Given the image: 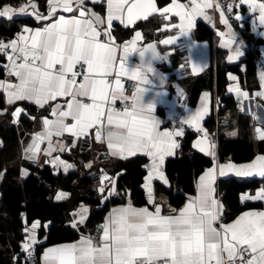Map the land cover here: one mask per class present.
I'll return each instance as SVG.
<instances>
[{
    "label": "snow or ice",
    "instance_id": "6c2138e0",
    "mask_svg": "<svg viewBox=\"0 0 264 264\" xmlns=\"http://www.w3.org/2000/svg\"><path fill=\"white\" fill-rule=\"evenodd\" d=\"M99 2L93 0V3ZM241 5L258 14L259 24L264 26V0H231L227 4L220 0H190V3L171 0L164 8H158L155 0H107L106 17L87 7L85 0H47L46 14L39 10L35 0L19 5L0 4V20L14 23L24 14L38 22L35 27L21 25L14 38L0 39V54L8 61L3 67L8 76L15 78L0 80L6 103L29 101L49 113L29 117L39 119L42 129L32 135L24 150L25 158L39 164L43 153V163L67 172L75 165L61 159L59 153L70 152L78 141L88 145L93 139L106 145L107 157L128 159L140 154L148 158V163L143 165L147 174L142 187L154 210L134 207L128 199L126 204L112 208L103 224L98 225V238L81 234L73 243L47 248L43 264H264V209L244 211L231 223L223 222L224 205L216 198L215 187L217 177L228 172L264 178V154L256 155L246 164L218 161L215 144L200 123L208 113L209 93L205 92L201 106L180 123L203 133V138L193 147L210 156L212 166L199 176L194 196H188L182 207H170L162 214V204L156 203L153 181L170 185L162 166L165 158L173 156L179 147L176 137L183 134V128L161 131V122L154 116L155 99L147 103L143 99L148 89L137 87L128 95L121 77L128 75L143 85L150 84L147 73L156 75L153 61L166 60L167 53L161 55L156 43L138 48L142 39L140 31H135L133 38L123 44L116 43L113 35V21L128 27L159 12L165 21L172 16L179 18V23L164 25L166 29L178 30L176 34L158 41L172 45L178 37L188 35L196 16L210 20L205 9L213 8L220 13V23L227 29L218 32L221 47L228 49V61H236L243 52L240 45L233 47L236 33L228 14ZM235 18L240 20L241 15L237 13ZM130 52H138L141 60L131 71L126 68ZM197 70L193 65V72ZM228 78L237 81L235 75L229 74ZM260 87L262 90L256 95L264 98V74L260 76ZM177 91L183 96L181 90ZM228 91L235 92L240 99L249 96L247 91H241L239 83L231 84ZM58 98H63L62 102ZM4 113H9L12 123H18L25 109L0 110V115ZM256 138L264 141V128H256ZM44 143L47 147L41 149ZM84 166L91 168L92 162ZM27 174V169H21V177ZM120 175L122 172L110 177L101 171L97 188L101 200L121 195L117 186ZM67 196L66 192H58L55 199L59 201ZM240 199L242 203L264 202V186L254 195L242 194ZM87 212L82 206L74 215L72 228L80 230ZM39 226L37 220L24 228L26 235L21 250L25 264L32 260Z\"/></svg>",
    "mask_w": 264,
    "mask_h": 264
},
{
    "label": "crops",
    "instance_id": "0c3cea01",
    "mask_svg": "<svg viewBox=\"0 0 264 264\" xmlns=\"http://www.w3.org/2000/svg\"><path fill=\"white\" fill-rule=\"evenodd\" d=\"M22 2H26V0H23ZM22 2H20V3H22ZM35 2L38 4L39 10L46 14L47 13V0H35ZM155 2H156V0H155ZM178 2L190 3V0H185L184 2H181V1H178ZM20 3L12 4V5H19ZM85 4L87 7L91 8L93 11L97 12L101 16L106 17V15H107V0H100L99 3H93V0H85ZM169 4H167L166 6H163L161 8L167 7ZM205 11L207 12L208 16L211 17V19L210 20L205 19L204 16H196L194 19L192 28L188 31V35L178 37L175 44H172V45L159 44L158 41L160 39L166 38L167 35H175L176 34V32L178 30L166 29L164 27V25L170 24V23H179L178 17L172 16L168 21H165L160 16L159 12H157V13H153V14L149 15L146 19L142 18V19L137 20L133 25H129L128 27H125L124 25L120 24L119 21H113V35H114V37H116V43H119V44H123L125 41L131 40L135 34V31H140V30H134V32L131 34L129 39H127L125 41H121V40H119V37H117L114 33L115 27H120L121 29L135 28V26L138 23L146 21L150 17H153V16L158 17L162 21V25L160 26V28L156 32V34H159L158 38H155V37L147 38L140 31L142 39L138 42V48L143 47V46L147 45L148 43H156L157 51L161 55H164L165 53H167V59L162 60V61L161 60L153 61V67L156 69V75L154 76L152 73H147V76H148L149 80L151 81L150 84L143 85L140 83L139 80H135L138 84V87H144V88L148 89V91H146L144 93V97H143L145 103L155 99L156 103H155V109H154V116L156 117L157 120H159L161 122L160 123V130L161 131L166 130L165 120L168 118V116L171 115L175 111V109L179 105V102L186 98V96H187L186 91L189 88V86L192 82V79H195L197 76L206 72L210 68L211 61H212L213 66L214 67L216 66V58L218 55L215 54V52L220 53L219 58H222V65L228 66V65H235V64L240 63V61L243 59L246 51H248L249 49L250 50L257 49L258 51H264V34H262V33H264V26H261L259 24V21L257 19L258 14H253L252 12H250L247 8V5H241L240 8H234L235 12L233 11L235 16L237 13H239L241 15L240 20H237L235 18V21L233 23H231L233 25L234 32L236 33V45H233V47L240 45L241 51L243 52V55L241 57H239V59L236 61H228L227 60L228 49L221 47V37L218 35V32L219 31H225L226 32L227 29L225 28V26L222 23H220V19H219L220 13L218 11H215L213 8L205 9ZM65 15H69V14L65 13ZM23 18H27V19L31 20L32 22H34L33 25H30V26L26 25V26L35 27L38 24V22L35 20V18L30 16V15L20 14L19 18H17L16 20L23 19ZM254 20H255V25L253 24ZM198 22L203 23L205 26H207L214 33L213 45H212L213 51H214V56L210 51V44L208 42H205V41L197 42L194 39V29H195V26ZM13 24H15V21L13 23V22H7L6 20H0V25H4L6 28L12 26ZM17 25H18V29H19L21 25H25V24H17ZM245 25L247 26L246 32L243 29V27ZM105 27H107V25H105ZM15 33L11 38H14ZM245 33L251 34L252 38L251 39L242 38V35H245V37H247V34H245ZM11 38H9V39H11ZM101 38L103 39V36ZM3 39L8 40L7 38H3ZM119 54L120 53H118V55ZM211 54L213 56L212 59H211ZM147 55L148 54H146V58H147ZM7 62L8 61H6L5 64H7ZM140 63H141V60H140L138 52H130L129 56H128L126 68L129 71H131L135 66L139 65ZM193 65H195L196 68L198 69L196 72H193ZM1 66H3V65L0 62V67ZM241 71L244 72V66L243 65L241 66ZM231 75H233V74H231ZM122 77H126V78L130 79L128 75H125ZM228 77H229V74H228ZM6 78L9 80L15 79L14 77L8 76L6 71H5L4 77L0 80H4ZM161 79H163L162 84H161ZM257 80H258V83L260 85L258 71H257ZM233 83H239L238 78H237L236 82L229 80V83L226 87V95L232 96L235 99V101L240 104V110H226V111L222 112L221 114H219L220 110L223 109V105L219 104V102H218V100H216V98L213 100L211 94L208 92L209 93V97H208V101H207L208 113L201 120V122H200L201 126L205 131H207L211 141L214 142L215 151L217 153V139H218V137L220 135H223L227 139L236 138L238 136L237 118H238L239 114L247 116L251 120V124H252V133H251L252 142L254 145H259L260 149H262V151H260V150L257 151L256 155L264 154V141H260L256 138V128H258V127L264 128V98H261V97L256 95V93L261 91L262 89L260 87L258 90L249 92V91L245 90L243 88V86L239 83L241 91H247L249 93L248 98L240 99L237 97V94L235 92H229L228 91L229 86ZM178 89L183 92V96L179 95V93L177 91ZM157 92H163V93H166V95L157 96L156 95ZM204 93L205 92H203L201 94L197 104L194 107H190V106L187 107V109H186L187 115L195 112L201 106V104L203 103L202 97H203ZM0 97L2 98L3 103H4L3 109L8 108L10 111H12L15 109V107H21V108L25 109V113H22L20 118L25 116L26 118H28L32 122V126L30 128L25 129V128H22L20 123H19L20 118H19L18 123H12V117L9 115V113H4L3 115H0V123L6 122V123H9L10 125L15 126V128L17 125H20V127H21V130L20 129L18 130L16 128L17 135H18L17 160L15 163L10 164L6 168V170L10 169L11 167H16L17 171H18V180L19 181L25 180L28 177V175L30 174L29 173V166H34V167H38V168H42L45 166L50 167L52 174L54 176L58 175L59 173H61L62 175L75 173L78 176V178H76V180H75V185H77V186L82 180L89 179V181H90L89 184H87L85 186H83V185L80 186V188H79L80 195L81 196H87V191L93 192L94 193L93 198L98 199L99 205L93 206V205L87 203V200H88L87 199V200L79 201V203H77L74 206L73 210L71 212L67 213L68 216H67V221H66L65 225L67 227H69L70 230H72L78 234V238L75 241L80 239L81 234L86 235L87 231L90 229L89 220L92 216L93 211L100 210L103 207H105L103 213L97 217V219H98L97 223L103 224L105 217L112 210V208L119 207L123 204H126L128 199H131L129 192H127L128 195L125 196V200L122 203L110 204L108 202V199L107 200H101V194L97 190L99 182H100L101 171L102 170L106 171L108 173V175L111 177L115 173H118V172H115V173L112 172V164L117 163V162H122V161L127 160V159H118V158H112V157H108V159H105V158L96 159L95 156L98 154V152L107 151V148H106V145H101L98 142H96L94 139L91 140L88 145H84L81 141H78L76 146L74 148H72L70 152L65 151L63 153H59V155L61 156V159L75 165L74 168L69 169L67 172H65L63 170V168L56 170L53 168V166L51 164L43 163V153H41V162L39 164L32 163L31 161L26 159L25 158V151H24L25 147L31 141L32 135L35 132L41 131V129H42V124H41L39 119L32 120L29 117L30 116L40 117L41 113H43L44 115H48L49 113L45 112L44 109L38 108V106H36L34 103H31L29 101H17L13 105H8L6 103V99H5V96H4V93L2 90H0ZM58 100H60V102H62L63 98H58ZM118 102L119 101H117V103ZM31 108L35 109V111L37 112L36 115L30 113L29 109H31ZM3 109H0V110H3ZM211 111L214 112L216 125L214 126L213 129L208 130L204 126V120L210 115ZM195 131H196V129H195ZM230 133H235V135H231ZM67 136H68V134L66 133L65 138H67ZM184 137H185V135L182 137H179L178 139L176 138V140L179 144V147H181L182 141L185 140ZM192 137H191V141H190V148H191L190 152L192 154L202 155L211 161L210 156H206L204 153H201L197 148L193 147V145L195 144V142L198 139L203 138V133H198L196 131V133H194V135ZM2 146H3V141L0 137V148H2ZM46 147H47L46 143L41 144V149H44ZM179 147L175 150V154L173 156H169V157L165 158V162L162 166L164 172H165V164H166L167 160L181 156L178 152ZM55 155H57V153H53V156H55ZM255 156L249 162H251L255 158ZM134 157H143L146 159L145 164L148 163V158L146 156L138 154L137 156H134ZM134 157H130L128 159H131ZM217 158H218V161L220 163L231 162L228 160L221 161L218 157V154H217ZM89 161L92 162V167L86 168L84 165L87 164ZM249 162H246V163H249ZM246 163H242V164H246ZM237 165H239V164H237ZM211 166H212V164H211ZM21 169H27L28 174L24 177H21ZM143 170L145 171V175H146L147 170L144 167H143ZM202 173H203V171H201L195 177L194 192H193V194H189L186 196L184 203L187 201L188 196H194L196 194L195 183ZM165 174H166V172H165ZM228 179H236L240 182H249L252 180H258L260 183V186L255 188V189L247 190V191L241 193L239 195V203L241 206L245 205V204H254L255 205V208H251V209L244 210V211H249L252 209H264V202H262V201H245L242 203L241 199H240L241 195L245 194V193L249 194V195H254L255 191L263 186L262 182L264 181V178H262L258 175H253V176H248V177L236 176L234 173L228 172L224 176H218L217 180H216V184H215L216 198L218 200H220L224 205V212H223V216H222L223 222L231 223L242 212H244V211H242V212H239L237 214L230 215L229 210L227 209V207L225 206V204L223 202L224 192L220 190L219 184L225 180H228ZM105 183L107 184V181H105ZM143 183H144V181L142 180V183L140 185V189L144 193L145 205L144 206H135V204L132 201L133 206L134 207H148L150 210H154L152 205L148 204V202H147L146 192H145L144 188L142 187ZM153 184L155 187L156 203L162 204V214H166L168 212V209L171 206H169V198L165 194V190L169 189L171 187V184L166 186V185H163L158 180H154ZM157 187L159 188L158 190H157ZM58 192H63V191H56L53 194L52 201L54 203H63V202H66L69 200L71 194L66 192V193H68V196L62 200L57 201L55 199V195ZM183 204L180 207H182ZM82 206L87 208V210H88L87 218H86L84 224L80 225V230L77 231L76 229L72 228L71 222L74 218V215L80 211ZM49 226H50V222H45V223L40 222V226L37 228L36 233L38 234L39 228H43L44 230H46L49 228ZM27 227H30V226H27ZM23 231H24V229H23ZM23 231H22V233H24ZM23 239H24V237H23ZM37 240H38V243L36 245L37 246L42 245L45 242V237H42L40 239L37 237ZM75 241H73V242H75ZM73 242H68V243H73ZM61 244H66V243H61ZM57 245H60V244L49 245V246H46L40 250V252H39V264H43V253H44V251L47 248L55 247ZM15 264H17V263H15Z\"/></svg>",
    "mask_w": 264,
    "mask_h": 264
},
{
    "label": "trees",
    "instance_id": "16d2710c",
    "mask_svg": "<svg viewBox=\"0 0 264 264\" xmlns=\"http://www.w3.org/2000/svg\"><path fill=\"white\" fill-rule=\"evenodd\" d=\"M23 0H0V4L10 3L17 4ZM184 2L185 0H178ZM171 0H156L159 8L169 4ZM234 11V9H233ZM235 12V11H234ZM17 24L33 25L34 22L27 18L15 20V24L10 27L0 25V38H11L18 29ZM162 25V21L158 17H150L148 20L138 23L135 28L121 29L115 27V35L119 40L125 41L129 39L134 30H140L147 38H158L157 30ZM247 31V26L243 27ZM246 29V30H245ZM214 33L203 23L198 22L194 29V39L197 42H208L210 51H213ZM257 49L246 51L240 63L235 65H222V58L217 54L216 66L211 61L210 68L203 74L192 79L189 88L186 91L187 106L194 107L203 92H209L213 98L223 105L222 112L226 110H240V104L235 101L232 96L226 95V87L229 83L228 74L236 75L239 83L249 92L258 90L260 85L257 80V68L254 63V55ZM211 54V59L213 58ZM0 62L4 63V59L0 58ZM244 66V72L241 66ZM5 75L4 67H0V79ZM4 108V103L0 97V109ZM31 114H37L34 108L29 109ZM213 111V110H212ZM204 120V126L211 130L216 125L214 112ZM22 128H30L32 122L24 117L20 118ZM238 136L234 139H227L220 135L217 139V154L221 161L228 160L235 164L249 162L257 151H262L259 145H254L251 138L252 124L251 120L242 114L237 118ZM194 134H186L182 141L181 148L183 153L181 156L169 159L165 164V172L170 180L171 187L165 190V194L169 198V206L179 208L185 201L186 196L194 192L195 177L205 168L211 166V161L199 154L190 152V141ZM0 137L3 146L0 148V264H15L14 253H16L23 241L22 231L26 226H30L33 221L41 223L50 222L48 229L39 228L37 237L40 239L45 237V242L37 246V254L42 248L73 242L78 238V234L70 230L66 225L68 212L63 203H54L52 196L56 191L72 193L73 187L79 188L90 183L89 179L82 180L78 186L75 180L78 176L75 173L62 175L59 173L54 176L50 167H34L29 166V175L23 180H18V171L16 167L6 168L16 162L18 135L15 126L9 123H0ZM193 138V137H192ZM146 159L143 157H134L112 164V172H122L117 179L118 189L129 192L130 198L135 206H144L145 197L140 189L145 171L143 165ZM264 186V181L262 182ZM260 186L258 180L249 182H240L236 179H228L219 184L220 190L224 192L223 202L230 215L237 214L244 210L255 208L254 204L240 205L239 195L247 190H252ZM159 188L157 187V190ZM87 203L97 206L98 199H94V193L87 191V196H82ZM83 201V200H81ZM124 201V199H123ZM122 201V202H123ZM110 204H118L119 201H108ZM121 202V203H122ZM93 211L89 220L90 228L94 226L103 211ZM23 213V216L21 215Z\"/></svg>",
    "mask_w": 264,
    "mask_h": 264
},
{
    "label": "built area",
    "instance_id": "2783aa9c",
    "mask_svg": "<svg viewBox=\"0 0 264 264\" xmlns=\"http://www.w3.org/2000/svg\"><path fill=\"white\" fill-rule=\"evenodd\" d=\"M221 3L223 4H227L229 2H231L230 0H220ZM228 18H229V22L233 23L235 21V14L234 12L228 14ZM2 39V38H0ZM0 58L4 59V64L7 61V58L4 57L2 54H0ZM254 63L255 66L257 68V71L259 73V81H260V76L261 74H264V51H258L255 55H254ZM3 64V65H4ZM121 84L126 92V94L131 95L133 92L136 91L138 84L136 81L128 79L126 77H121ZM117 105H120V102L117 103ZM187 102L186 99H183L179 102V105L177 106V108L175 109V111L168 116V118L165 120V128L167 130H176L179 128H183V134L179 137H182L186 134H194L196 133L195 129L191 126H189L188 124H181L180 121L183 120L185 117H187ZM179 137H176L177 139ZM179 154L181 155L183 153V150L181 147H179L178 150ZM96 159L98 158H105L108 159L107 157V151H101L98 152V154L95 156ZM121 195L119 196H111L108 198V201H119L120 203L123 201V199L125 200V192L122 189H119ZM124 202V201H123ZM98 225H101V223H96L94 226H92L86 233V235H90L93 237L98 238L100 233L98 232ZM24 232V231H23ZM23 237H25L26 233H22ZM24 240V239H23ZM22 246V245H21ZM34 252H33V257L32 260L29 262V264H39V255L37 254V245L35 244L34 246ZM24 253L20 249L14 253V257H16L15 261L17 264H25L24 261Z\"/></svg>",
    "mask_w": 264,
    "mask_h": 264
},
{
    "label": "water",
    "instance_id": "95a60500",
    "mask_svg": "<svg viewBox=\"0 0 264 264\" xmlns=\"http://www.w3.org/2000/svg\"><path fill=\"white\" fill-rule=\"evenodd\" d=\"M245 34H247V37H245V35H242V38H244V39H251V38H252V35H251V34H249V33H245ZM16 128H17L18 130H19V129L21 130L20 125H17ZM84 199H85L84 197L79 196V193H78V191H77V187L74 186V187H73V190H72V193H71V195H70L69 200L66 201V202H63L62 205L65 206L67 212H71V211L73 210L74 206H75L77 203H79V201L84 200ZM68 228H69V227H68Z\"/></svg>",
    "mask_w": 264,
    "mask_h": 264
}]
</instances>
